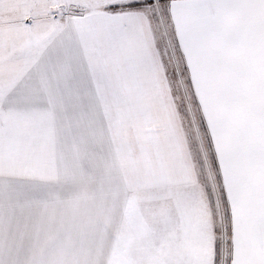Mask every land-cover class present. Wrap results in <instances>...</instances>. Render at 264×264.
I'll list each match as a JSON object with an SVG mask.
<instances>
[{"label": "snow or ice", "instance_id": "snow-or-ice-1", "mask_svg": "<svg viewBox=\"0 0 264 264\" xmlns=\"http://www.w3.org/2000/svg\"><path fill=\"white\" fill-rule=\"evenodd\" d=\"M0 264H264V0H0Z\"/></svg>", "mask_w": 264, "mask_h": 264}]
</instances>
